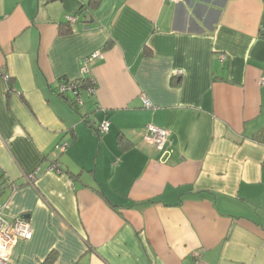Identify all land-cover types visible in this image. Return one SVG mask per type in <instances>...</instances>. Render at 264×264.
Returning <instances> with one entry per match:
<instances>
[{
    "label": "crops",
    "instance_id": "0c3cea01",
    "mask_svg": "<svg viewBox=\"0 0 264 264\" xmlns=\"http://www.w3.org/2000/svg\"><path fill=\"white\" fill-rule=\"evenodd\" d=\"M89 1L0 0V204L31 226L11 261L264 264V0ZM87 57L74 108L57 85Z\"/></svg>",
    "mask_w": 264,
    "mask_h": 264
},
{
    "label": "built area",
    "instance_id": "2783aa9c",
    "mask_svg": "<svg viewBox=\"0 0 264 264\" xmlns=\"http://www.w3.org/2000/svg\"><path fill=\"white\" fill-rule=\"evenodd\" d=\"M71 23L77 21L76 15L66 16L65 18ZM99 52L93 53L91 56H99ZM224 56L220 55V59H223ZM89 57L84 59L82 66L80 67L81 75L89 72L88 70ZM177 74V73H175ZM5 80H8V75H4ZM60 94H72V99L74 100L75 105L81 106L83 104L82 92L76 86L73 81H60L56 89ZM143 105L146 107L151 106V103L145 97H142ZM98 132H106L109 129L110 122L108 120H102L97 123H93ZM146 131V139L153 143V145L158 149L162 150L167 143L169 131L165 128L158 127L156 125H148ZM67 143L57 144L55 148L58 151H63ZM57 165L55 162H52L49 166V169H56ZM39 173L38 169L26 174V179L28 182L33 183L37 174ZM31 237V226L30 221L23 215L17 216L13 219L4 218V205L0 204V264H15L10 259V252L13 245L17 239L27 240ZM191 264H204L201 259V256L198 251L192 253V262Z\"/></svg>",
    "mask_w": 264,
    "mask_h": 264
},
{
    "label": "trees",
    "instance_id": "16d2710c",
    "mask_svg": "<svg viewBox=\"0 0 264 264\" xmlns=\"http://www.w3.org/2000/svg\"><path fill=\"white\" fill-rule=\"evenodd\" d=\"M96 4V0H90L86 5H83L82 8L88 10L90 13V9L93 8V6ZM90 7V8H89ZM76 23V22H74ZM74 23L69 22L68 20H64L60 23H58L57 29H58V34L64 35V34H69L72 31V26ZM73 82L76 84V86L81 90V92L86 93L88 97H92L94 90L96 88V83L94 78L90 75V73L83 74L79 76L78 79L73 80ZM57 94L60 95L62 98H65L66 101L74 108H76L78 105H75L73 99H68L66 98V94H60L56 90ZM120 143H122L120 141Z\"/></svg>",
    "mask_w": 264,
    "mask_h": 264
},
{
    "label": "rangeland",
    "instance_id": "374dc122",
    "mask_svg": "<svg viewBox=\"0 0 264 264\" xmlns=\"http://www.w3.org/2000/svg\"><path fill=\"white\" fill-rule=\"evenodd\" d=\"M87 97L86 93H82V100H83V104L81 105V107H83L85 105V98Z\"/></svg>",
    "mask_w": 264,
    "mask_h": 264
}]
</instances>
